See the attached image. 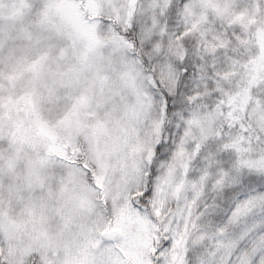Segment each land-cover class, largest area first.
<instances>
[{
	"label": "snow or ice",
	"instance_id": "snow-or-ice-1",
	"mask_svg": "<svg viewBox=\"0 0 264 264\" xmlns=\"http://www.w3.org/2000/svg\"><path fill=\"white\" fill-rule=\"evenodd\" d=\"M0 264H264V0H0Z\"/></svg>",
	"mask_w": 264,
	"mask_h": 264
}]
</instances>
